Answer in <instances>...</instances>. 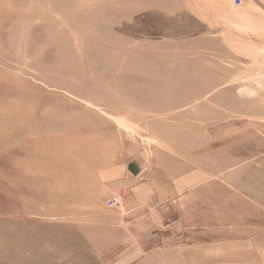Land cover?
Instances as JSON below:
<instances>
[{"label":"rangeland","instance_id":"1","mask_svg":"<svg viewBox=\"0 0 264 264\" xmlns=\"http://www.w3.org/2000/svg\"><path fill=\"white\" fill-rule=\"evenodd\" d=\"M183 12L0 0V264H264V62Z\"/></svg>","mask_w":264,"mask_h":264},{"label":"crops","instance_id":"2","mask_svg":"<svg viewBox=\"0 0 264 264\" xmlns=\"http://www.w3.org/2000/svg\"><path fill=\"white\" fill-rule=\"evenodd\" d=\"M180 4L184 11L182 21H187L185 25L192 27L194 37L202 44L210 45V49L219 48L229 57L247 62L244 65L245 72L257 69L255 63L262 64L261 60L264 62V1L242 0L241 4L236 5L235 0H180ZM212 105H209V111L216 112ZM256 128L257 143L260 144V139H264V117L257 118ZM244 149L246 153L249 152V148ZM258 154L264 155V150ZM195 166L182 169L174 177L175 184L167 183V189L176 194L178 186L188 188L197 185L198 182L194 181H198L200 173L197 170L199 165ZM128 170L129 174L137 176L143 169L139 168L137 162H129ZM119 178L110 180L113 183L128 180L126 176L122 180ZM190 180L193 184H189ZM132 187L138 191L145 190V185Z\"/></svg>","mask_w":264,"mask_h":264},{"label":"built area","instance_id":"3","mask_svg":"<svg viewBox=\"0 0 264 264\" xmlns=\"http://www.w3.org/2000/svg\"><path fill=\"white\" fill-rule=\"evenodd\" d=\"M242 3V0H235V4L239 5ZM116 202H118L117 194H113V197L109 200L110 205H114Z\"/></svg>","mask_w":264,"mask_h":264}]
</instances>
